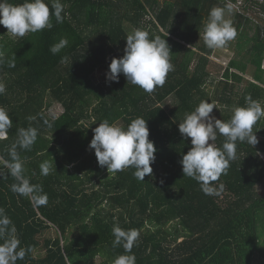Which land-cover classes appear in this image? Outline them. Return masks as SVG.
Wrapping results in <instances>:
<instances>
[{"label":"trees","instance_id":"trees-1","mask_svg":"<svg viewBox=\"0 0 264 264\" xmlns=\"http://www.w3.org/2000/svg\"><path fill=\"white\" fill-rule=\"evenodd\" d=\"M61 3L64 21L51 17V29L13 37L0 25V51L6 59L16 56L15 67L0 65V82L6 86L0 107L13 120L8 139L0 141V158L10 160L18 128H38L31 150H17L25 177L42 185L48 196L47 205L34 206L11 191L15 181L4 169L0 207L11 218L21 246L29 249L16 264H94L97 257L101 264H113L124 254L122 246H112L116 224L139 231L132 248L136 264H264L259 247L264 193L257 188L264 182V118L253 127L254 147L237 142V158L227 175L214 182L224 184L219 196L205 195L196 180L183 176L180 160L192 145L178 128L185 113L203 100L215 102L218 109L212 115L224 121L234 107L245 105V96L264 105V20L257 22L246 11L250 3L264 11V3L245 0V10L233 6L237 36L228 44H235L237 56L222 78L208 68L217 49L207 48L202 37L210 9L225 7V0ZM136 28L146 30L150 39L165 38L172 52L173 70L151 94L127 83L123 74L118 82L106 80L111 58L123 55L126 36ZM62 37L69 44L53 55L50 47ZM55 104L63 108L59 115L50 114ZM157 106L166 113L154 122L150 113ZM30 116L36 119L30 121ZM137 117L146 120L156 148L153 172L144 182L132 168L108 173L89 148L100 121L127 127ZM224 139L218 136L216 145L222 147ZM46 160H54L57 171L42 176L39 165Z\"/></svg>","mask_w":264,"mask_h":264},{"label":"clouds","instance_id":"clouds-1","mask_svg":"<svg viewBox=\"0 0 264 264\" xmlns=\"http://www.w3.org/2000/svg\"><path fill=\"white\" fill-rule=\"evenodd\" d=\"M50 5V6H49ZM233 5L213 7L209 11L207 22L203 28V42L209 49H221L237 36V30L232 21L226 18V11L231 12ZM64 5L61 0H22L14 3L12 0H0V25L7 29L13 37H23L27 33H37L44 29H51V17L56 23L64 21ZM168 35V34H167ZM166 35V36H167ZM69 41L62 37L50 47V52L56 55L66 48ZM170 46L165 38L155 36L149 38L146 30L136 28L126 36L124 53L120 57H112L106 72V80L118 82L123 74L127 83L136 85L146 93H153L165 83L167 74L173 70L170 62ZM16 56L5 58L0 51V65L5 62L9 68L15 67ZM67 57H62V62ZM264 68V63L261 65ZM6 91V86L0 82V95ZM245 105L232 109L230 119L224 121L216 118L213 109L215 102L203 100L193 111L185 113L179 121V132L183 137L191 138L192 147L182 155L183 176L196 180L205 195L219 196L224 190V184L218 182L222 175H227L230 162L237 158V142H247L253 147L258 138L253 127L258 120L264 118V105L253 100L250 95L245 96ZM30 121L36 117H28ZM55 119V116L52 117ZM43 123L52 127L49 119ZM96 123V122H94ZM13 127V120L8 110L0 107V141L8 139L9 129ZM93 137L89 148L94 149L100 167H106L108 173H116L132 168L134 177L144 182L145 175H151V164L155 161L156 148L149 139V129L144 118L137 117L122 127L104 119L93 130ZM38 136V128L29 126L18 128L15 142L9 149L10 160L0 158V177L8 175L14 178L10 185L13 193L28 198L34 206H44L48 203V196L43 186L33 184L25 177L24 161L17 150H31ZM218 136L225 139L222 147L216 145ZM53 161H43L40 174L48 176L53 171ZM55 165V163H54ZM179 191V190H177ZM16 229L11 218L0 207V264H16L23 260L29 249L21 246V241L15 235ZM114 240L113 248L122 246L124 254L118 255L113 264H136V257L132 248L138 241L140 233L136 229H123L118 224L112 228Z\"/></svg>","mask_w":264,"mask_h":264},{"label":"rangeland","instance_id":"rangeland-1","mask_svg":"<svg viewBox=\"0 0 264 264\" xmlns=\"http://www.w3.org/2000/svg\"><path fill=\"white\" fill-rule=\"evenodd\" d=\"M228 1V0H226ZM243 1V0H242ZM232 1H228V3H231ZM232 4V3H231ZM233 5V4H232ZM237 9L236 7H234ZM245 10V9H244ZM250 12V16H252L255 20L263 19L264 16H260L259 13L253 12L249 8L246 10ZM234 17V12H226V18L230 19L232 21ZM245 31V30H244ZM253 31L251 32V34ZM235 44H227L225 47L221 49H217L216 53H214L213 56H211V61L208 64L209 70L215 75V77L222 78L226 67L229 66V62L231 61L234 56H237V52H235ZM232 71H236V69L232 68ZM237 72V71H236ZM248 76V77H247ZM247 78H250V75H246ZM246 82L242 83V86H244ZM63 111V108L59 104H55L53 107H51L50 114L53 115H59ZM166 113L165 107L164 106H157L155 109L150 113V117L154 122H157L159 119H161ZM216 118L221 119L220 115L215 114L214 115ZM264 157V156H263ZM258 190L260 193H264V182L261 183L258 187ZM224 198L221 196V201H223ZM219 203L222 205V203L219 201ZM214 212V209H212ZM260 248L264 250V233L260 231ZM102 258L97 257L96 260L94 261V264H101Z\"/></svg>","mask_w":264,"mask_h":264},{"label":"built area","instance_id":"built-area-1","mask_svg":"<svg viewBox=\"0 0 264 264\" xmlns=\"http://www.w3.org/2000/svg\"><path fill=\"white\" fill-rule=\"evenodd\" d=\"M226 1V0H225ZM228 1H232V0H228ZM227 1V2H228ZM258 1V0H257ZM245 0H236V1H232L231 3L233 4L234 7H236L238 10H242L244 9L245 6ZM260 3H264V0H259ZM248 8L250 10H252L253 12H257L259 13L260 16H264V11L261 10L260 6H257V3H253V4H249ZM257 22H259V20H256Z\"/></svg>","mask_w":264,"mask_h":264}]
</instances>
